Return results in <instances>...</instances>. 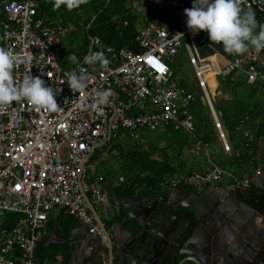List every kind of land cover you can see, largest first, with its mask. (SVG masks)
Wrapping results in <instances>:
<instances>
[{
    "label": "built area",
    "instance_id": "built-area-1",
    "mask_svg": "<svg viewBox=\"0 0 264 264\" xmlns=\"http://www.w3.org/2000/svg\"><path fill=\"white\" fill-rule=\"evenodd\" d=\"M240 3L244 9H255L257 19L264 23V0ZM153 4L158 10L156 19L136 25L135 42L140 50L92 38L91 51L103 50L110 63H81L92 79L86 90L73 91L66 81L69 69L59 60L70 29L40 16L37 0L2 3L0 46L17 57L14 72L22 78L31 71L50 83L61 109L50 112L15 101L0 107V264H42L36 248L48 235L56 210L74 216L89 236L107 241L85 196L93 204L104 202L108 180L88 177V163L96 149L121 137L123 131L134 137L157 133L161 127L185 133L195 155L206 153L209 143L203 136L207 134L218 141L231 162H242V167L231 170L230 163L215 162L207 171L187 177L184 184L201 192L249 185L252 178L245 175L251 167L243 158L254 154V119L243 117L231 132L215 105L209 81L213 77L218 85L241 75L248 84L264 89V50L250 48L243 54L223 56L222 62L203 50L208 44L207 31L193 33L187 25L185 9L193 6V0H154ZM128 25V21L123 23ZM178 59L190 67L196 91L173 83V65ZM96 88L113 90L110 104L92 107ZM199 96L212 126L194 110ZM124 182L125 177H120L119 184Z\"/></svg>",
    "mask_w": 264,
    "mask_h": 264
},
{
    "label": "water",
    "instance_id": "water-1",
    "mask_svg": "<svg viewBox=\"0 0 264 264\" xmlns=\"http://www.w3.org/2000/svg\"><path fill=\"white\" fill-rule=\"evenodd\" d=\"M263 177L264 167L262 175L252 180L251 187L257 188ZM249 190L248 186L209 189L202 197H196L190 189H175L171 194H151L140 199H129L126 213L118 210L107 220L99 215L86 195L107 241L103 243L98 237L89 236L85 227L73 231L70 240L66 241L69 242L71 254L69 264H103L105 259L108 264H176L178 257L187 256L195 264H205L209 251L194 246V243L199 241L198 238L205 239L208 227L219 229V225L212 224L213 220L210 226V218L206 217L210 215L216 219L214 222L220 221V227L223 226L227 232L228 227L221 218H232L230 224L235 226L248 212L243 205ZM231 204L242 210L237 211ZM195 218L200 225L185 245L180 247L181 241H175L172 235L184 230L189 223L191 227L187 229L188 234ZM191 245L195 250L192 253L185 252L184 248Z\"/></svg>",
    "mask_w": 264,
    "mask_h": 264
},
{
    "label": "clouds",
    "instance_id": "clouds-1",
    "mask_svg": "<svg viewBox=\"0 0 264 264\" xmlns=\"http://www.w3.org/2000/svg\"><path fill=\"white\" fill-rule=\"evenodd\" d=\"M83 0H54L53 7L60 9L64 5L71 10L78 8ZM187 25L193 33L206 30L215 44L231 54H243L250 48L264 50V23L256 16L255 9L242 8L240 0H193V6L185 9ZM258 29V30H257ZM77 67L65 73L67 82L73 91L88 88L92 74L80 64L75 52L67 57ZM84 64L107 66L109 58L103 50L90 51L83 57ZM17 57L7 48L0 46V107L13 105V101L27 102L38 109L50 112L59 111L57 91L40 76L25 72L22 78L14 72ZM111 88L93 89L92 107L98 108L111 103Z\"/></svg>",
    "mask_w": 264,
    "mask_h": 264
},
{
    "label": "rangeland",
    "instance_id": "rangeland-1",
    "mask_svg": "<svg viewBox=\"0 0 264 264\" xmlns=\"http://www.w3.org/2000/svg\"><path fill=\"white\" fill-rule=\"evenodd\" d=\"M5 0H0V5ZM143 0H134V2ZM151 9L155 10V6L151 0H148ZM133 2V1H131ZM156 11V10H155ZM89 17V13H85L83 10L77 13L75 21L68 26L71 30L68 32L65 45L62 48V57L65 64H69L68 50L71 48L69 44H75L74 50H79L80 46L85 41V26L86 21ZM145 17H143L144 20ZM60 19H57L59 21ZM60 23L61 20L59 21ZM75 32L78 34L75 36ZM208 35H204L207 38ZM74 38V40H73ZM74 41V43H73ZM64 49V50H63ZM176 76L173 83L177 86L181 84L196 87L195 79L192 77L190 67L184 63L182 59H178L174 63ZM219 80V79H218ZM242 84L239 89H232V85L236 83L224 82L222 87V93L217 98L219 107L223 111L246 114V110L249 107V111L255 109L256 111L261 109L260 98H258L257 89L252 88L241 80ZM197 89V88H196ZM251 97L252 101L248 97ZM258 123H254V131L258 129ZM174 132L169 128L161 127L157 134H141L139 136H130L129 134L123 137H117L112 142L104 147L100 151L102 155V163L105 169H89V176L91 174H104L108 178L119 180L120 176H124L128 181L131 177V168L135 167L133 164V154L135 152L145 153L151 160L158 161L161 164L168 165L172 169V173L165 174L162 181V187L176 188L183 187L184 180L193 174L194 163H196L197 155L192 153V145L185 139L178 141L179 136L186 135L185 133ZM236 138H240V134L236 133ZM223 155V154H222ZM221 155V156H222ZM99 158V157H98ZM133 165V166H132ZM242 165V163H241ZM239 167H242V166ZM239 167H233V169H239ZM136 168V169H135ZM134 168L132 174L140 173L137 167ZM232 169V170H233ZM152 171L142 172V176L152 175Z\"/></svg>",
    "mask_w": 264,
    "mask_h": 264
},
{
    "label": "trees",
    "instance_id": "trees-1",
    "mask_svg": "<svg viewBox=\"0 0 264 264\" xmlns=\"http://www.w3.org/2000/svg\"><path fill=\"white\" fill-rule=\"evenodd\" d=\"M39 4V14L40 16H45L50 22L53 23L60 19L62 25L68 27L72 24L78 12L83 10L85 13H89V17L86 21L85 26V41L82 45V49L74 50V45L76 44H69L71 47L68 50V56L71 52H75L76 55L80 59V64L83 63V57L90 52L91 49V40L94 37H100L103 42L106 44L115 46V47H128L133 50H140L138 43L135 42V35L137 32L136 27V20L137 17L135 14L132 13L131 8L129 7L128 3L134 0H83L78 8L74 9H67L64 5L61 6L60 9H55L53 7L54 0H37ZM152 2L154 0H151ZM2 4L0 5L1 8ZM156 9V7H155ZM158 10L154 12V15L151 17L150 20H155ZM95 18V19H94ZM94 19V20H93ZM125 21L129 22L127 27L123 26ZM78 33L75 32V36ZM74 40V38H73ZM74 43V41H73ZM65 42L63 43V46ZM64 50V49H63ZM95 51V49L93 50ZM62 50L59 52V60L63 66L68 68L69 70L77 67L73 64L69 59V67L68 64H65L62 57ZM175 70V68H174ZM176 72V71H175ZM176 74V73H175ZM184 86V84H181ZM246 114L236 113L235 111L230 114L228 111H223V121L227 128L231 132H235L236 126L239 121L246 116H250L253 118L254 114L256 113L255 109L249 111V107L246 110ZM201 119L208 125L212 126V122L208 116L203 115ZM199 129H202L201 124H199ZM257 137L264 135V118L262 119L258 129H256ZM187 138V137H186ZM204 140L208 143L211 142L212 138L205 134L203 136ZM256 153L253 154L252 158L244 157L243 162L249 163L253 166L254 169L257 168V161L255 159ZM242 163V162H240ZM133 164L137 167V170L140 172L138 174H132L135 167L131 168V177L128 180L129 182L133 183L134 187H145L146 190H143V193H152L157 194L162 191V181L161 178L165 174L172 173V169L168 167V165H163L158 161L151 160L145 153L142 152H135L133 154ZM133 166V165H132ZM136 169V168H135ZM152 171V175L142 176V172L145 171ZM183 187H188L186 184L183 183ZM14 219H19V215H15ZM62 223L64 226L65 236L68 237L72 231L77 226L78 220L69 214L62 213ZM66 218V219H65ZM61 249L55 250L51 254V258H55L60 252ZM71 254L69 252V248H67L64 252V262L68 263L70 260ZM39 262L42 263L41 258H39Z\"/></svg>",
    "mask_w": 264,
    "mask_h": 264
},
{
    "label": "crops",
    "instance_id": "crops-1",
    "mask_svg": "<svg viewBox=\"0 0 264 264\" xmlns=\"http://www.w3.org/2000/svg\"><path fill=\"white\" fill-rule=\"evenodd\" d=\"M128 5L131 8L132 13L135 14L137 17L136 25H138V26H142L145 23H147V21H149L151 19V17L153 16V14L156 10V9L155 10L151 9L152 6L150 5L148 0H143V1H138V2L133 1L131 3L129 2ZM145 16H146V18H144V20H143V17H145ZM59 21L56 20L54 22V24H60ZM205 34L207 35V32H204V35ZM0 40H1V22H0ZM207 40H208V44L206 47L203 48V50L206 54H216L222 62H224V59L222 58L223 56L236 55V54H231V53L225 52L223 49V45L222 44H215V42L211 41V38L209 36H207ZM90 51H91V49H90ZM67 67H69V64ZM241 80H244L245 83H247L246 79L241 75H235L231 79H228V80L222 81V82L220 81V83H218V85H217V82L215 81V79L213 77L209 81L211 91L214 95L215 105H216L217 109L219 110L222 117H223V110L219 107V103L217 101V98L222 93V87H223L224 82L228 81L229 84H231L232 82L236 81V83L234 85H232L231 88L232 89H234V88L239 89V87L241 85H243ZM247 85L252 87V88L257 89L258 98H260L261 109L256 111V113L253 116L254 123H258V125H260L262 119L264 118V103H263L264 89L257 87V86H252L248 83H247ZM189 88L191 90L196 91V87L194 88L192 86H189ZM248 98H249V100L252 99L250 96ZM194 110H195L197 116L200 118L204 117L203 115L209 117L208 109L204 103V100L200 96L198 98V102L194 105ZM157 133H151L149 135L152 136V134H157ZM124 135H126V132H124V131L121 132V137H123ZM182 139H185L191 145L193 144L191 138L187 134L178 137V141H180ZM111 142H109L108 144H110ZM105 146L95 150L93 156L91 157V159L88 163L89 169H92V168H93V170L98 169V168L99 169H105L104 165L102 163L103 153L100 152L102 150L104 152ZM206 149H207L206 153L202 152L199 155H197V157H196L197 161H196V163H194L193 174L194 173H200L203 171H207L209 168L212 167V165L215 162L225 163V164L230 163V165H228V168L231 170L233 169V167H235V166L239 167L241 165L240 162H237V161L231 162L230 161L229 157L222 152V150H221L222 148L216 139H212L211 142L206 147ZM254 149H255L254 153H256L255 159H256L257 165H258L257 168L259 169L261 167V157L264 154V135L257 137ZM247 165H250L251 172H249V174H247V171H246L245 176L249 175L252 178V177H254L253 175L258 169L257 168L254 169L253 166L249 163ZM89 169H88V177L95 178L98 176H103L108 180V188L109 189H108V194H107L105 201L94 203L97 212L105 220L111 218L118 210H120V212L122 211V213H126L128 211L126 206L129 203L128 202L129 199H134V198L140 199L142 197H145L147 195L152 194V193H143L142 191L146 190L145 187H142V186L134 187L133 183L127 181L126 179H125L124 183L119 184V180H114L112 178H108L104 174H100V175L91 174V176H89ZM120 177H124V176H120ZM120 177H119V179H120ZM115 184H118V185L114 186ZM186 185L188 187H190L188 184H186ZM176 188H178V186H176ZM183 188L191 189L192 187L191 188L183 187ZM173 190H174V188L162 187V191L159 193L171 194V191H173ZM152 195H155V194H152ZM62 213L63 212H61L59 210H56L52 213L49 224H48V231H49L48 235L37 245L36 255H37L38 259L41 258L42 264H69V262H70V260H69L68 263H65L64 259H63L65 250L67 248H69V242H66V241L70 240V237H71L73 231H76V230L82 228L83 226L78 221L75 229L72 231V233L68 237H66L65 232H64V226H63V223L61 222L63 219ZM58 249H61V251L58 252V254L55 258H51V254L55 250H58ZM107 264H108V262H107Z\"/></svg>",
    "mask_w": 264,
    "mask_h": 264
},
{
    "label": "flooded vegetation",
    "instance_id": "flooded-vegetation-1",
    "mask_svg": "<svg viewBox=\"0 0 264 264\" xmlns=\"http://www.w3.org/2000/svg\"><path fill=\"white\" fill-rule=\"evenodd\" d=\"M263 167L264 154L261 157L259 174L252 177L249 185H247L250 187V190L245 194L246 199L243 207L246 208L248 212L244 213L242 219L238 220L235 226L230 224V221L233 220L232 218L226 220L222 217V222L228 227V231L226 232L223 226L220 227V221L214 222L216 219L212 218L210 215L206 217L207 219L210 218V226L213 220L212 224L219 225V229H210V227H208L205 239H202V237L198 238L199 241L194 243V246L202 247L209 251L210 255L206 257L204 261L205 264H264V177L257 188H253L250 185L254 178L262 175ZM175 189L185 188L178 187L174 188V190ZM190 190L196 197H202L206 194V192H201L194 188ZM231 206L236 207L237 211L242 210L234 204H231ZM199 225L200 223L195 218L193 228L188 234L187 229L191 227L189 223L184 227V230H180L172 236L175 241H181L180 247H182ZM194 246L191 245L186 247L184 251L192 253L195 250ZM189 258L190 256L178 257L176 264H195V262L190 261Z\"/></svg>",
    "mask_w": 264,
    "mask_h": 264
}]
</instances>
